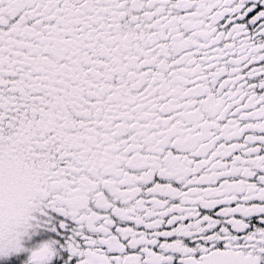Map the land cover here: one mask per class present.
Listing matches in <instances>:
<instances>
[{"label": "snow or ice", "instance_id": "snow-or-ice-1", "mask_svg": "<svg viewBox=\"0 0 264 264\" xmlns=\"http://www.w3.org/2000/svg\"><path fill=\"white\" fill-rule=\"evenodd\" d=\"M0 264H264V0H0Z\"/></svg>", "mask_w": 264, "mask_h": 264}]
</instances>
